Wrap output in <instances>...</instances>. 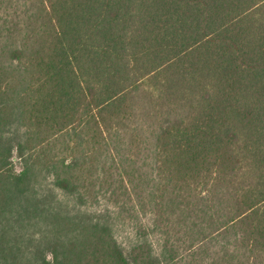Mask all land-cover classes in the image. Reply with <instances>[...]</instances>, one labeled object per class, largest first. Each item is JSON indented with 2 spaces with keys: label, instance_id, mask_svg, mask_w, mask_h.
I'll use <instances>...</instances> for the list:
<instances>
[{
  "label": "trees",
  "instance_id": "trees-1",
  "mask_svg": "<svg viewBox=\"0 0 264 264\" xmlns=\"http://www.w3.org/2000/svg\"><path fill=\"white\" fill-rule=\"evenodd\" d=\"M0 264H264V0H0Z\"/></svg>",
  "mask_w": 264,
  "mask_h": 264
}]
</instances>
